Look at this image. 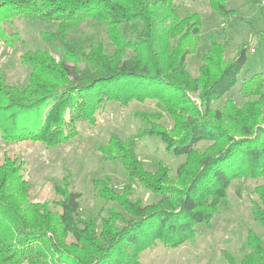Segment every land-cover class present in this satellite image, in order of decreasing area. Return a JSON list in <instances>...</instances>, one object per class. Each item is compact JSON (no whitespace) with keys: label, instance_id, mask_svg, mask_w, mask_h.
I'll use <instances>...</instances> for the list:
<instances>
[{"label":"trees","instance_id":"1","mask_svg":"<svg viewBox=\"0 0 264 264\" xmlns=\"http://www.w3.org/2000/svg\"><path fill=\"white\" fill-rule=\"evenodd\" d=\"M207 1L219 16L244 22L264 44V33L229 8V0ZM22 19L58 23L41 38L56 44L61 56L42 48L20 52L19 61L30 68L25 85L9 83L6 65L0 66L5 143L55 147L77 135L78 122H95L109 102L150 99L174 126L161 122L163 112L144 113L149 125L138 136H157L169 153L186 158L175 177L163 162L152 171L136 153L134 138L112 136L99 150L104 159L122 162L128 183L118 191L109 176L91 179L97 197L114 204L99 223L98 217H83V194L70 188L68 178L64 186L55 185L59 199L32 201L24 162L6 154L0 161V264H140V253L157 243L178 248L194 240L196 226L211 224L234 180L264 178V72L242 81L243 105L229 98L215 107L239 84L247 49L242 44L235 56L226 57L227 44L212 34L199 73L192 75L187 57L201 43L200 13L181 15L175 0H0V42L13 48L24 42L10 29ZM86 21L104 27L112 53L102 41L87 51L69 38ZM124 24H130L131 36ZM36 116L42 121L32 126ZM202 140L213 144L201 151L196 144ZM137 184L161 198L149 204L135 199ZM254 193L259 201L253 200L252 215L264 225V183ZM246 246L242 255L224 250L227 264H264V235L250 229Z\"/></svg>","mask_w":264,"mask_h":264},{"label":"rangeland","instance_id":"2","mask_svg":"<svg viewBox=\"0 0 264 264\" xmlns=\"http://www.w3.org/2000/svg\"><path fill=\"white\" fill-rule=\"evenodd\" d=\"M177 11L181 15L187 12H198L202 16L201 43L196 52L187 57L188 69L196 76L203 63V55L210 47V38L215 34L218 41L227 44L226 57L235 56L241 45L247 49L248 61L239 76V84L234 87L215 107L221 106L229 98L238 105L247 100L241 91L242 81L254 73L264 72V44L258 34L239 20H229L213 11L207 0H175ZM229 8L240 10L264 33V0L258 5L246 3L244 0H229ZM139 28L141 23H137ZM128 36L130 24L122 25ZM58 23H46L41 20H17L12 31H17L24 42H18L13 48L0 42V66H5L7 80L11 84L25 85L28 81L30 68L19 61L20 52L28 49L42 48L50 51L57 59L61 52L56 44H50L41 38L43 31H56ZM69 38L82 43L87 51L90 46L102 41L107 52H113V46L107 38L104 27L93 21H86L72 30ZM254 49V50H253ZM133 52H128V56ZM193 98L199 102L196 94ZM163 112L161 120L168 128L174 126L172 117L164 111L156 100H134L128 104L109 102L104 109L98 111L96 121H80L77 123V135L68 142L55 147H46L40 143L23 141L7 144L0 134V161L5 155L17 157L24 162L23 174L30 184L32 201L59 199L55 185H65L69 179L70 188L83 194L82 215L85 219L99 218L106 213V208L113 203L105 202L97 197L91 179L109 176L118 191H122L128 183V175L124 165L118 160H107L100 152V146L108 144L112 136L122 140L134 138L136 153L144 165L152 171L158 169L163 162L175 177L178 166L185 160V155H174L166 150L165 143L157 136L139 137L140 128L148 126L143 118L144 113ZM264 117V108H263ZM41 116L33 118L31 125L38 126ZM264 127V123L261 124ZM213 144L202 140L196 144L201 151ZM264 178H245L234 180L229 187L227 201L221 206L220 212L212 219L210 225H197L196 238L178 248H171L157 243L144 249L140 255V264H227L223 251L228 250L236 255L248 251L246 238L248 231L254 229L264 235V225L254 220L252 215L253 200H258L254 193L256 186L263 184ZM134 198L144 204L157 202L161 196L155 194L140 184L135 186ZM56 210V207L53 206Z\"/></svg>","mask_w":264,"mask_h":264},{"label":"built area","instance_id":"3","mask_svg":"<svg viewBox=\"0 0 264 264\" xmlns=\"http://www.w3.org/2000/svg\"><path fill=\"white\" fill-rule=\"evenodd\" d=\"M254 50V49H253Z\"/></svg>","mask_w":264,"mask_h":264}]
</instances>
